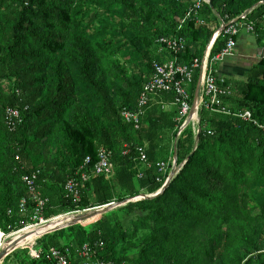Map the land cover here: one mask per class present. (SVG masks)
I'll list each match as a JSON object with an SVG mask.
<instances>
[{
    "label": "trees",
    "instance_id": "1",
    "mask_svg": "<svg viewBox=\"0 0 264 264\" xmlns=\"http://www.w3.org/2000/svg\"><path fill=\"white\" fill-rule=\"evenodd\" d=\"M75 1L0 0V171L4 173L6 190L0 229L6 233L23 229L20 222L28 220L17 214V206L21 198L29 196L22 176L32 172L38 171L36 183L48 199L44 219L123 203L155 194L162 188L172 157L160 159L164 149L146 148L143 131L149 126L144 123H150L157 100L168 96L173 104L174 97L167 93L154 97L138 128L122 117L123 111L135 110L154 65L168 57L158 52L159 38L184 37L187 49L177 59L180 64H189L203 55L219 19L229 20L251 11L247 19L254 22L252 35L257 46L264 49V4H260L264 0H210V5L198 9L193 0L190 17L176 20L164 15L163 8L154 6L161 13L157 16L160 25L151 22L145 26L148 31L142 37L143 46L151 48L148 52L153 57L149 53L143 61L138 52L142 45L133 41L141 63L136 76L130 78L124 67L112 60L120 53L115 40L103 39L89 47L75 39L88 29L72 20L70 10ZM134 5L129 0L125 8L138 16L139 10ZM196 19L210 24L196 25ZM135 24L139 31L143 30L139 22ZM197 40L202 44H195ZM223 43V38L217 40L213 54ZM72 51L74 55H69L72 64L69 61L64 64L59 54ZM51 60L52 84L45 92L42 84ZM194 90L195 86L191 103ZM8 109L19 113L13 130L8 129L4 120ZM222 109L227 113L220 112ZM177 110L176 106V111L167 115L172 117L171 126L178 124ZM244 111L250 112L252 121L238 117ZM198 114L200 132L196 144L187 130L177 140L176 166L180 169L167 188L151 200L131 201L124 206L128 215L135 209L147 211L143 222L151 220L156 227L153 237L141 242L135 261L117 254L115 247L127 235L120 221L106 223L115 215L112 210L95 220L90 229L82 224L71 227L65 243L32 244L40 256L33 257L30 264H53L46 259L51 247L75 250L95 241L103 243L96 258L128 264H206L210 255L214 264H264V206L259 214L252 215L248 212L247 198L251 188L264 187V56L240 89L238 100L230 94L220 99L213 110L202 107ZM53 142L56 150L51 157L46 149ZM99 148L111 153L112 174L91 175L81 187L79 202L73 203L66 196L64 185L75 178L87 157L91 160L88 171L92 169ZM140 149L147 156L146 165L139 161ZM159 161L168 165L164 174H159L156 167ZM10 182L20 189L19 194L11 193ZM55 191L65 209L57 215L51 211V195ZM10 208L13 214L7 215ZM31 208L29 203L28 210ZM7 236L5 239L10 237ZM203 240L206 243H201ZM26 252L29 254L30 249ZM246 257L249 258L243 263Z\"/></svg>",
    "mask_w": 264,
    "mask_h": 264
},
{
    "label": "rangeland",
    "instance_id": "2",
    "mask_svg": "<svg viewBox=\"0 0 264 264\" xmlns=\"http://www.w3.org/2000/svg\"><path fill=\"white\" fill-rule=\"evenodd\" d=\"M128 1L129 0H76L71 7L70 15L72 16L74 23L76 22V24H79L81 27L85 25L88 28L85 32L76 35L75 39L82 40L89 47H93L97 43H101L103 39L115 40L117 43L116 49L120 50V53L114 56L112 60L123 66L126 75H128L130 78H133L137 74L136 71H138V66L141 63V60L140 58H137L138 55L135 51L136 47H133L132 42L134 41L137 46L142 45L138 52L140 56H142V59L144 58L143 61H145L149 53L150 56L153 57V53L151 51L148 52L151 50V48L143 46L144 41L142 37L145 36L148 31H146L145 26H149L151 22H153L155 26L160 25L157 16L161 13L155 10L154 6L163 8L164 15L166 14L170 18H175L176 20L177 18H182L183 16L189 14L192 9L193 0H133L135 2V8L139 10L138 16H135L131 10L125 8V3ZM136 21L139 22L140 26H142V31L137 29L135 24ZM203 22L204 25L206 24V26L210 24H207L204 20ZM242 35L237 39L236 55L232 58H227L223 63L218 65V75L221 78L227 80V83L232 86L231 94L236 100L240 98V89L242 88L243 84L247 82L251 71L256 69L257 64L261 60L260 58L263 57H259L256 51H254L252 53L247 52L248 55L245 57L242 56L241 58L239 53L241 49H247L248 47L252 48L253 50L257 49L254 35L245 34L244 32H242ZM197 42L198 43L195 42V44H202V41L197 40ZM258 48H260V46H258ZM69 55L73 56V51L66 52L64 55L59 54L63 63L65 62L64 64H66L68 61L71 62L69 58L71 56ZM53 63V60L48 62L46 77L42 84L45 87V92L46 88L48 89L52 84L49 68L52 67ZM70 69L73 70V66ZM159 105L161 106V103L153 107L154 109L152 110V113H150V118H152L150 123L147 122L146 125L144 123V126H149L143 131L144 143L146 144V148L155 147L157 150H160V148L164 149L166 153L164 152L160 154V159H165L166 156H171L173 159L178 140L176 134L179 125L176 124L171 126L169 119H172V117L167 115L168 113H174L176 109L172 110L168 108L164 110L162 107L160 108ZM175 117L176 116H174V119ZM174 119L173 122L176 121H174ZM193 128L194 126L191 125L190 128L187 129V132L190 131V133L194 134ZM192 137L194 138V144H196L195 136L192 135ZM55 150L56 144L53 142L47 146L46 153L48 152V154L52 157V155L55 154ZM170 172L171 169L169 173ZM3 178L4 173L3 171H0V212L3 210L6 203V190L4 189L5 187L3 185ZM15 185L16 184L14 182H10V189L13 195L20 193V189ZM247 196L249 201L248 212H251L252 215L259 214L260 208L264 206V187L257 185L251 188L248 191ZM51 197L53 203V206H51V211L55 212V215L64 213L65 209H63L60 203V198L57 191H55ZM129 202L131 201L128 199L125 202L120 203L119 206L113 210L115 211V215L107 219L106 223L113 224L116 220L122 223L127 237L115 247L117 249V254L119 256L125 254L128 258H132L133 261H135L139 257L141 242L145 239L149 240V238L153 237V235L156 233V227L154 222L151 220L147 221L146 224L143 222L144 216L148 214L147 211L135 209L131 214H126L124 211V206ZM95 208L97 207L84 210H92ZM69 215H71V213ZM59 216H62V214ZM54 219L55 218H53V220ZM97 219L99 220L101 217L98 216L96 219L82 223V225H86L87 227L89 226L88 229H90L95 225V220ZM71 227L73 226H68L52 234H47L44 236L41 235L36 239H32L25 247L23 246L22 248L14 250L4 260H1L0 264H30L33 256L30 252V255L27 254L26 251L27 249L32 248V244L35 243L39 246H45L46 244H50L55 241H58V243H65V236ZM20 230L22 229H14L12 232ZM12 232L6 233V231H4L5 236H7L9 233L11 234L8 236L14 235ZM203 235L207 237L205 234ZM201 243H206V241L203 240ZM134 244H136L135 246L137 247H134ZM38 248L40 250L42 249V247ZM151 250L152 248L148 250V253H150ZM248 258L249 257H246L243 260V263ZM214 262L215 259L213 256L210 255L206 258V264H214Z\"/></svg>",
    "mask_w": 264,
    "mask_h": 264
},
{
    "label": "built area",
    "instance_id": "3",
    "mask_svg": "<svg viewBox=\"0 0 264 264\" xmlns=\"http://www.w3.org/2000/svg\"><path fill=\"white\" fill-rule=\"evenodd\" d=\"M210 4V0H196L195 8L198 9L203 5ZM261 4H264V2H261ZM250 12L251 11H247L246 13L229 20L219 19L218 28L213 33L203 55L200 58L196 57L192 59L189 64H180L177 59V55L185 53L187 49V41L184 37L169 36L159 38L156 42L158 45V52L164 53L168 55V57L163 62L154 65L151 78L144 84L138 96L135 110L123 111V119L127 122L133 123L135 127L138 128L140 126V120L144 116L146 108L149 106L153 98L160 94L167 93L174 97L173 104L178 108L179 115L176 121L178 122L179 127L176 134L177 137H181L191 125L194 126L193 135L196 136L199 129V110L202 107L208 110H213V106L218 104L220 99L225 98L232 92L231 86L227 83V80L218 75V65L223 63L227 58H232L236 55L237 39L242 32L246 34L254 33V22L247 19V14ZM187 17H190V12L186 15V18ZM195 22L196 25H203V22L200 20L196 19ZM219 38H223L224 43L220 47V50L216 54H213L214 45ZM198 81L199 93L196 108L197 117H192L190 122L187 123V118L190 114L192 105L190 102L192 89L194 86L196 87ZM220 112L227 113L224 109ZM238 117L244 121H252L251 114L248 111L240 113ZM18 119L19 113L17 110H6L4 120L8 129L13 130ZM138 158L144 165L147 164V156L141 149ZM90 164L91 160L87 157L84 160L83 165L75 174V178L68 179L64 185V192L67 197L72 199L73 203L79 202L81 187L84 183L88 182L91 175L109 177L112 174L113 164L111 162V153L104 148L98 149L97 162L93 165L92 169H89L88 171ZM156 167L159 174H164L168 170V165L162 162L157 163ZM170 169H174L176 174L180 169V167L177 168L176 165L175 167L173 166V159L171 161ZM37 175L38 171L22 176V182L29 194L27 198H21L17 206V214L28 218L26 222H20V224L24 226L23 228L35 226L42 222H46L47 220L44 219L43 213L48 204V199L42 195L38 188L36 183ZM138 177L141 178V174ZM168 177L165 182L168 180ZM140 197L141 196L136 197V199ZM29 203H31L32 206L31 211L28 210ZM77 212L79 211H73L71 213ZM12 214L13 210L11 208L8 209L7 215ZM5 237L3 229H0V238H3L4 240ZM102 248L103 243L101 241L86 242L75 250L69 248L61 250L59 248L51 247L47 250L46 259L53 264H128L126 262L107 259L100 260L96 258L97 251L102 250ZM30 253L35 258L40 256L39 251L33 248H30Z\"/></svg>",
    "mask_w": 264,
    "mask_h": 264
},
{
    "label": "water",
    "instance_id": "4",
    "mask_svg": "<svg viewBox=\"0 0 264 264\" xmlns=\"http://www.w3.org/2000/svg\"><path fill=\"white\" fill-rule=\"evenodd\" d=\"M260 4H261V2H260ZM198 93H199V81L197 82L196 87H195V92H194V96H193V102H192V105H191L190 114H189V116L187 118V123L190 122L192 117L194 118V115L197 117L196 108H197V103H198ZM198 118H199V116H198ZM199 132H200V127L198 129V133L195 136L196 141L198 139ZM179 138L177 137V139H179ZM175 165H176V150H175L174 155H173V166L175 167ZM175 174H176L175 170L171 169V172L169 174L168 180L165 182V184L162 186V188L157 193L151 194V195H144V196H141L140 198H137V199L135 197V198H132V199H129V200L132 201V202H135V201H140V200H150V199H153V198L159 196L167 188L169 182L172 180V178L175 176ZM137 197H139V196H137ZM119 204L120 203H110L108 205L102 206L99 210H94L93 212L88 213V214H85L83 212L82 215L77 216L74 220H72L70 222H67V223H60V224H56V225H50V222H51L52 219L51 218L47 219L46 220L47 224L43 225L39 229V231L41 232L42 236L47 235V234H52L54 232H57L58 230L66 228L68 226H74V225H77V224H81L84 221H87V220H90L92 218L104 215V214L116 209L119 206ZM12 252H13V250H9L7 252L1 251L0 252V261L4 260Z\"/></svg>",
    "mask_w": 264,
    "mask_h": 264
},
{
    "label": "bare ground",
    "instance_id": "5",
    "mask_svg": "<svg viewBox=\"0 0 264 264\" xmlns=\"http://www.w3.org/2000/svg\"><path fill=\"white\" fill-rule=\"evenodd\" d=\"M195 117L196 116L194 115V118ZM159 162H157V163H159ZM162 163H164V162H162ZM164 164H167V163H164ZM100 208L101 207H97L95 209L88 210L87 212H84L86 210H84V211L81 210L79 212H84L85 214H88V213L93 212L94 210H99ZM82 214L83 213H80V214L79 213H72L71 215L68 214V215H65V216H62V217H57L54 220L53 219L51 220L50 225H56V224H60V223L70 222V221L74 220L77 216H80ZM84 222H86V221H84ZM45 224H47V223L46 222H42L41 224L24 228V229L20 230L19 232H17V231L16 232H12V234H14V235H10V237H8L4 241L0 242V252L1 251L7 252L9 250H13L14 251V250H16L18 248H21V247L27 245L32 239H36V238L40 237L42 234L39 231V229Z\"/></svg>",
    "mask_w": 264,
    "mask_h": 264
},
{
    "label": "crops",
    "instance_id": "6",
    "mask_svg": "<svg viewBox=\"0 0 264 264\" xmlns=\"http://www.w3.org/2000/svg\"><path fill=\"white\" fill-rule=\"evenodd\" d=\"M246 34V33H245ZM242 35V34H241ZM241 35H240V37H241ZM243 36V35H242ZM245 36V35H244ZM246 39V38H245ZM255 42H256V38H255ZM256 44H257V42H256ZM254 51H256V53H257V55L259 56V57H262V56H264V49L263 48H258V46H257V49L256 50H253L252 48H250V47H248L247 49H241L240 51H239V53H240V56H241V58H242V56H246V55H248L247 54V52H254ZM261 59V58H260ZM218 71H219V68H218ZM161 103V107L165 110V109H172V110H174V109H176V106L174 105V104H172V101H171V99H170V97H168V96H166L165 98H163L162 100L160 99L159 101L157 100L156 101V103L154 104V106L155 105H158L159 103ZM153 106V107H154ZM160 106V105H159ZM156 108V107H155ZM152 109H154V108H152ZM72 214V213H71ZM66 215H68V214H66ZM62 216H65V215H62ZM62 216H59V217H62ZM4 241V240H3Z\"/></svg>",
    "mask_w": 264,
    "mask_h": 264
}]
</instances>
